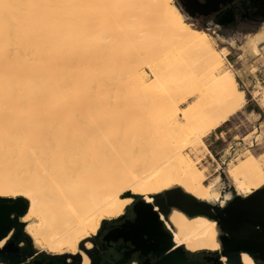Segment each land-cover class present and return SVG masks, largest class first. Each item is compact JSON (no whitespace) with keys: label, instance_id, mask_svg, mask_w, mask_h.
Instances as JSON below:
<instances>
[{"label":"bare ground","instance_id":"obj_1","mask_svg":"<svg viewBox=\"0 0 264 264\" xmlns=\"http://www.w3.org/2000/svg\"><path fill=\"white\" fill-rule=\"evenodd\" d=\"M244 104L225 54L172 0H0V195L28 200L26 229L53 251H75L128 193L218 200L197 149ZM226 175L263 189L264 152ZM174 207L177 243L222 247L214 218Z\"/></svg>","mask_w":264,"mask_h":264},{"label":"rangeland","instance_id":"obj_2","mask_svg":"<svg viewBox=\"0 0 264 264\" xmlns=\"http://www.w3.org/2000/svg\"><path fill=\"white\" fill-rule=\"evenodd\" d=\"M172 1L191 26L209 33L211 43L225 54L226 66L233 71L239 88L244 91L243 107L209 136L205 137L207 133L203 136L207 148L201 144L197 149L199 157L202 156L201 166L207 169L206 184L212 183L214 189L221 192L220 198L213 199L212 203L225 204L236 194L246 196L251 193L247 187L232 182L226 175L227 169L249 152L257 155L264 152V105L261 103L264 92V0H184L187 7L180 5L178 0ZM253 43H256L259 50L254 49ZM190 103L191 100L180 108ZM151 110L153 113H162L165 105L155 98L151 103ZM184 152L195 158L191 150L186 149ZM162 193L164 192L150 193V196L154 199ZM3 194L0 198H13L7 203H14L16 198L21 197V194ZM139 195L145 198V194ZM219 231L220 234L223 233L220 226ZM253 251L258 252L256 249ZM223 261L229 264L227 258ZM255 263L264 264V256L257 257Z\"/></svg>","mask_w":264,"mask_h":264},{"label":"flooded vegetation","instance_id":"obj_3","mask_svg":"<svg viewBox=\"0 0 264 264\" xmlns=\"http://www.w3.org/2000/svg\"><path fill=\"white\" fill-rule=\"evenodd\" d=\"M156 198H165L166 201L167 196L164 192L152 201H147L139 195L118 215L104 217L97 230L91 231L79 240L75 251L68 248L52 251L36 243L26 229L32 220H23L28 208L24 213L14 210L11 217L16 218V221L3 238L5 239L3 245L12 243L15 247L12 255L18 261L17 264H85L86 258L88 264H157L164 255L161 252L164 240L172 239L173 246L170 250L181 243L176 242L175 227L169 219L175 207L167 203L163 210ZM141 200L151 205L139 204ZM227 202L221 205L211 202V211L216 212L215 206L224 208ZM192 215L195 217L201 213ZM184 248L191 259H199L201 264H226L217 250L190 251L185 245ZM251 249L258 251L254 257L252 256L255 261L257 257L264 256V247L254 246ZM27 251H30V254ZM243 253L244 251L241 253V258ZM0 264L11 263L0 260Z\"/></svg>","mask_w":264,"mask_h":264},{"label":"water","instance_id":"obj_4","mask_svg":"<svg viewBox=\"0 0 264 264\" xmlns=\"http://www.w3.org/2000/svg\"><path fill=\"white\" fill-rule=\"evenodd\" d=\"M179 190L183 195L180 197H169L167 193ZM167 198H156L163 210L167 203L177 206L185 213L205 214L214 218L221 230L225 234H220L222 248L219 253L226 256L227 262L241 264V253L245 249H251L254 246L264 247V188L256 190L246 196L234 195L224 208L214 207L216 212L211 211L212 205L206 201L197 199L195 196L183 192L181 189H175L165 192ZM128 196L135 199L139 194L128 193ZM4 201V210L0 214V242L12 228L16 218L11 217L12 211L16 210L24 213L29 207L28 200L16 198L14 203H7L13 198H0ZM139 204L151 205V203L141 200ZM172 239H166L163 242V257L157 264H201L199 259H191L186 252L183 244L178 245L173 250ZM15 247L12 243L0 245V260L5 263L17 264L14 255ZM246 251V250H245ZM30 254V251H27ZM38 264V263H37Z\"/></svg>","mask_w":264,"mask_h":264},{"label":"snow or ice","instance_id":"obj_5","mask_svg":"<svg viewBox=\"0 0 264 264\" xmlns=\"http://www.w3.org/2000/svg\"><path fill=\"white\" fill-rule=\"evenodd\" d=\"M178 3H179L180 5H182L183 7H187V4L184 2V0H178ZM167 195H168L169 197H173V196H175V197H180V196H182L183 194H182L179 190H176V191H173V192H169V193H167ZM4 204H5V202L2 201V200H0V214L3 213V210H4Z\"/></svg>","mask_w":264,"mask_h":264},{"label":"trees","instance_id":"obj_6","mask_svg":"<svg viewBox=\"0 0 264 264\" xmlns=\"http://www.w3.org/2000/svg\"><path fill=\"white\" fill-rule=\"evenodd\" d=\"M245 250L248 251L251 255H253V257L255 256L253 249H245Z\"/></svg>","mask_w":264,"mask_h":264},{"label":"crops","instance_id":"obj_7","mask_svg":"<svg viewBox=\"0 0 264 264\" xmlns=\"http://www.w3.org/2000/svg\"><path fill=\"white\" fill-rule=\"evenodd\" d=\"M226 122H227V121H225V122L222 123L221 125L225 124ZM221 125H219V126H221ZM219 126H218V127H219ZM218 127H216V128H218ZM216 128H215V129H216ZM213 130H214V129H213ZM213 130L209 131V132L207 133V135H205V137H206V136H209Z\"/></svg>","mask_w":264,"mask_h":264}]
</instances>
